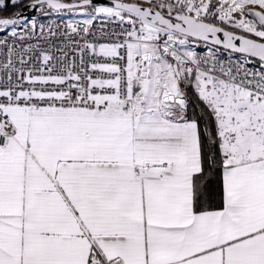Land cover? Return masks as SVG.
I'll return each instance as SVG.
<instances>
[{
    "label": "snow or ice",
    "instance_id": "1",
    "mask_svg": "<svg viewBox=\"0 0 264 264\" xmlns=\"http://www.w3.org/2000/svg\"><path fill=\"white\" fill-rule=\"evenodd\" d=\"M0 264H264V0H0Z\"/></svg>",
    "mask_w": 264,
    "mask_h": 264
}]
</instances>
